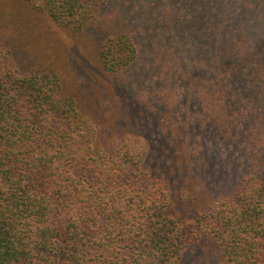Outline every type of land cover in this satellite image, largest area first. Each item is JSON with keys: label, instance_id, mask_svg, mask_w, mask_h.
Instances as JSON below:
<instances>
[{"label": "trees", "instance_id": "trees-1", "mask_svg": "<svg viewBox=\"0 0 264 264\" xmlns=\"http://www.w3.org/2000/svg\"><path fill=\"white\" fill-rule=\"evenodd\" d=\"M17 1L0 10L3 29L17 30L11 47L0 31V264H264V17L252 11L264 0H221L232 20L210 10L204 26L178 25L182 34L150 47H166L154 63L164 78L141 69L140 99L118 84L127 109L100 123L78 103L79 78L69 76L77 82L69 92L57 40L49 45L46 34L68 42L106 0ZM19 6L43 27L24 33L13 22ZM108 33L103 67L121 70L136 57L135 40ZM79 55L89 69L85 98L117 101L106 70ZM216 57L220 74L204 73L205 58ZM163 85L176 95L171 123ZM186 185L193 201L178 193Z\"/></svg>", "mask_w": 264, "mask_h": 264}, {"label": "rangeland", "instance_id": "rangeland-1", "mask_svg": "<svg viewBox=\"0 0 264 264\" xmlns=\"http://www.w3.org/2000/svg\"><path fill=\"white\" fill-rule=\"evenodd\" d=\"M6 1L8 2H4V5L1 6L0 4V10H5L6 6H8V10L13 9L14 7H12L11 4H18L17 0ZM165 3L168 5H165ZM192 3H197L198 9L192 10L193 7L190 6ZM180 5H182L183 8L179 7ZM221 8V0H106L104 6L102 7V10H100L98 14L94 17V20L91 21L92 24L90 26L87 27L86 24L85 26L87 28L85 29L68 31V42H61L59 40V35H57L56 39L54 37L55 35L52 32L47 33L46 37L48 39L49 45H53V39L57 40L55 45L60 49L61 52L57 53L56 67L60 70L62 74H65L69 78L71 82V86L68 89L69 92L74 93V85L77 84V82L73 81V78L70 77L72 76L79 78V82L83 86L82 90L78 89L81 94L78 99V103L84 104L85 108L88 111L94 110L95 116L98 122L100 123L102 116L110 115L115 110L120 111L127 109L126 101L120 98V94L122 93H116L118 84H121V86L124 85L125 87L128 86L126 90L129 91L128 89H131L133 95H139L138 98L140 99V88L142 86H140V80L138 81V78H140V73L142 72L141 69L145 70V68L153 66L152 73H154L153 75L151 74V80L164 78V71H159L158 68L154 69V63L159 64L161 62L166 47L163 50L160 49V51L156 53L152 52L150 47L166 44L165 36H171V39L173 40L175 36L178 37L180 34H182V30L178 29V25H180V27L190 29L193 27L191 25L192 21L196 20L198 23H194L195 27L197 26V24L204 26L203 20L205 19V15L210 10V15L213 17L219 18L220 15L222 16L223 14L228 15V19L232 20L233 18L231 17L233 16L235 10H222ZM18 9L19 10L15 9L16 13L14 15L15 19L13 18V22L19 25L21 28H26H23L25 30L24 33H30L34 28L40 29L41 27H43V18L38 15L31 14L29 20L28 17L22 15V7L19 6ZM239 10L240 9H238V11ZM252 11L264 17V7L261 8V10ZM234 17H236V14ZM172 18L175 19V21L173 22V25H170V21L172 20ZM1 20L3 19H0V26H2L0 27V31L2 32V35L7 38L6 46L11 47L12 43L10 39L12 38L14 40L15 38H17L12 37L17 36V30H13V28L8 25H6V29H3L4 25L2 24L4 23L1 22ZM179 20L184 22L179 24ZM89 28L91 29L89 30ZM107 31L109 32L108 34L125 32L131 35L135 40V44L137 46L136 57L129 66L121 70L111 71L103 67L102 60L100 57V39L104 38L102 37L104 36L103 33ZM192 31L193 33H191V31H188L186 35L190 36L191 39H196L194 40V43H198L200 37L197 39L194 30ZM9 32H11L12 35L7 34ZM60 33L61 30L58 34ZM61 36H63V34H61ZM207 36L208 34L205 33V40ZM33 39L34 38H32V40ZM183 39L184 36H181L178 41H182ZM30 46L32 50L35 51L36 45L30 42ZM79 49L81 53H83L86 58L90 60L95 66L97 65L100 70H103V68L106 70L105 76L103 77L107 78L109 76V89L112 91V93L114 92L118 95L117 101L108 100L105 97H101L98 99H92V97L85 98L84 95L89 90V87L86 83L83 82L85 80L82 76H85L86 72H88L89 69L88 64H86L85 60L79 55ZM41 54V52H37V56ZM167 59L168 58H166V60ZM169 62L171 61L167 60L164 62V68H168L170 66ZM203 65V72L206 74L208 72H215V76H218L221 72L219 57H216L215 59L205 58ZM145 78L148 77L145 76ZM172 86L173 85H171V87ZM176 86H178L177 90L179 93L185 91L186 86H184L183 83L178 82ZM171 87H169L168 85L167 87H164L166 88V90L165 95L163 97L166 110V115L164 118L165 121L168 123L172 122L171 104L174 102V98H176V95H171ZM98 92L100 91L98 90ZM147 100L148 99L145 96L144 101ZM208 104L209 103L204 101L205 109L207 108ZM245 106L247 108H253L255 104L246 100ZM184 109L190 115L191 110H187L185 107ZM154 110H156L155 107L152 108L153 112H155ZM167 112H170L171 114ZM178 115L180 117V120L184 119V117L180 116V114ZM116 119L119 123L120 118L116 117ZM173 124L176 125L177 123ZM177 189L179 190V192H177L181 195H184L186 197L188 196L190 201L194 200V198H191V195L194 194L193 189L189 188V186L186 185V189H181L179 187H177Z\"/></svg>", "mask_w": 264, "mask_h": 264}]
</instances>
